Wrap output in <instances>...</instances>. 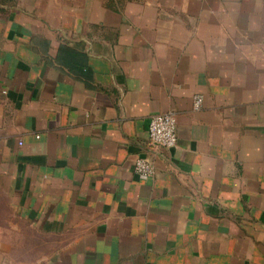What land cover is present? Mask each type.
<instances>
[{
	"label": "crops",
	"instance_id": "crops-1",
	"mask_svg": "<svg viewBox=\"0 0 264 264\" xmlns=\"http://www.w3.org/2000/svg\"><path fill=\"white\" fill-rule=\"evenodd\" d=\"M4 209L41 264H264V0H0Z\"/></svg>",
	"mask_w": 264,
	"mask_h": 264
},
{
	"label": "rangeland",
	"instance_id": "rangeland-1",
	"mask_svg": "<svg viewBox=\"0 0 264 264\" xmlns=\"http://www.w3.org/2000/svg\"><path fill=\"white\" fill-rule=\"evenodd\" d=\"M2 234L0 245L3 253L0 254L2 264H25L33 260L41 264L48 256L51 240L45 239L37 231H33L20 221H10L7 211H2Z\"/></svg>",
	"mask_w": 264,
	"mask_h": 264
},
{
	"label": "built area",
	"instance_id": "built-area-1",
	"mask_svg": "<svg viewBox=\"0 0 264 264\" xmlns=\"http://www.w3.org/2000/svg\"><path fill=\"white\" fill-rule=\"evenodd\" d=\"M203 98L198 95L194 99V109L200 110ZM149 138L151 143L159 148L171 149L177 145V119L174 113H161L154 115L149 123ZM135 172L143 176H153L154 166L144 159L135 163Z\"/></svg>",
	"mask_w": 264,
	"mask_h": 264
}]
</instances>
